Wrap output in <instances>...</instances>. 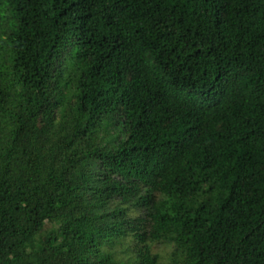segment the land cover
Wrapping results in <instances>:
<instances>
[{"label":"trees","instance_id":"obj_1","mask_svg":"<svg viewBox=\"0 0 264 264\" xmlns=\"http://www.w3.org/2000/svg\"><path fill=\"white\" fill-rule=\"evenodd\" d=\"M155 243L264 264V0H0V264Z\"/></svg>","mask_w":264,"mask_h":264},{"label":"rangeland","instance_id":"obj_2","mask_svg":"<svg viewBox=\"0 0 264 264\" xmlns=\"http://www.w3.org/2000/svg\"><path fill=\"white\" fill-rule=\"evenodd\" d=\"M49 226V225H48ZM153 252H156L160 256L159 264L169 263V254L171 252V246L165 243H155L152 245Z\"/></svg>","mask_w":264,"mask_h":264}]
</instances>
